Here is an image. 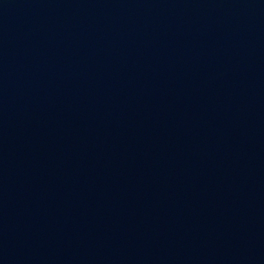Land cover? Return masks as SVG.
<instances>
[{
	"label": "water",
	"instance_id": "1",
	"mask_svg": "<svg viewBox=\"0 0 264 264\" xmlns=\"http://www.w3.org/2000/svg\"><path fill=\"white\" fill-rule=\"evenodd\" d=\"M0 264H264V0H0Z\"/></svg>",
	"mask_w": 264,
	"mask_h": 264
}]
</instances>
